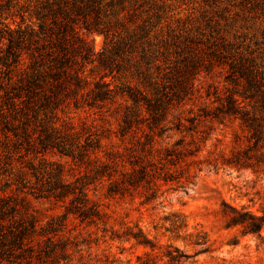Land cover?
<instances>
[{"label": "trees", "instance_id": "obj_1", "mask_svg": "<svg viewBox=\"0 0 264 264\" xmlns=\"http://www.w3.org/2000/svg\"><path fill=\"white\" fill-rule=\"evenodd\" d=\"M127 2L110 0L108 14L104 0H30L33 25L0 24V185L7 177L0 186V264H79L68 218L107 225L109 214L91 195L100 187L125 196L155 193L163 183L185 185L201 150L192 142L160 143L169 131H193L202 118H239L247 144L233 151L228 164H264V72L243 55L228 57L222 41L209 51L187 41L176 50L164 39L154 42L160 22L136 11L128 16L133 29L116 30L107 18L116 8L133 7ZM95 32L105 37L99 53L89 37ZM216 65L229 66L227 78L236 88L223 92L216 86L204 96L198 77ZM111 104L118 105L117 129L69 116L74 110L102 115ZM27 195L61 203L65 213L44 224ZM231 210L230 225L264 239V204L261 215ZM136 228L123 240L155 248ZM176 253L165 255L167 263L149 252L137 262L180 263L186 255Z\"/></svg>", "mask_w": 264, "mask_h": 264}, {"label": "rangeland", "instance_id": "obj_2", "mask_svg": "<svg viewBox=\"0 0 264 264\" xmlns=\"http://www.w3.org/2000/svg\"><path fill=\"white\" fill-rule=\"evenodd\" d=\"M130 1L133 7L128 6ZM107 2L110 0H104L103 5L110 14ZM29 5L30 0H21L20 4L16 0L10 4L0 0V24L11 29L33 25L36 21L27 12ZM127 6L126 11L116 8L117 14L107 18L120 32L135 27L128 16L136 11L143 18L160 22L156 33L159 39L154 42L164 39L170 42L171 50H176L187 41L192 47L209 51L214 41H222L228 57L243 55L264 72V0H128ZM117 19L125 26L117 24ZM89 37L96 52H101L104 35L95 32ZM228 71L229 66L216 65L209 71L203 68L197 82L200 93L205 96L206 90L216 86L223 92L235 89L227 78ZM201 101L215 105L205 97ZM116 107L111 104L107 108L110 111L105 109L102 115L74 110L69 116L77 123L83 119L96 120L117 129ZM246 135L241 120L233 116L202 118L193 131L166 133L161 148L184 141V144L192 142L191 147L197 146L194 150H201L187 174L190 177L183 178L186 184L163 183L157 192L149 195L141 191L110 196L106 186L92 191V197L102 204L110 219L107 225L102 222L91 225L72 215L68 218L67 230L77 237L75 257L80 259L79 264H138V257L146 252L160 263H167L165 255L169 251L177 254L176 249L186 257L175 264H264V239L245 235L240 226L230 225L231 208H245L261 215L264 204V164L238 168L227 162L234 150L246 146ZM252 162L256 163L255 159ZM6 179L2 176V188ZM27 199L39 211L44 224L51 216L65 213L61 203L31 195ZM136 226L155 248L123 240L126 231H137ZM117 235L122 240L113 239Z\"/></svg>", "mask_w": 264, "mask_h": 264}]
</instances>
